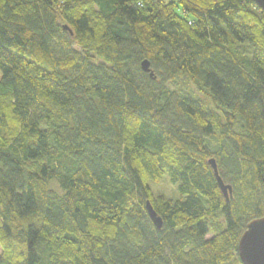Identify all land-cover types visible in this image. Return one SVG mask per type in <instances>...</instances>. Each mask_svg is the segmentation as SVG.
Here are the masks:
<instances>
[{
	"label": "trees",
	"instance_id": "16d2710c",
	"mask_svg": "<svg viewBox=\"0 0 264 264\" xmlns=\"http://www.w3.org/2000/svg\"><path fill=\"white\" fill-rule=\"evenodd\" d=\"M165 177L177 198L151 189ZM258 218L250 0H0V264H240Z\"/></svg>",
	"mask_w": 264,
	"mask_h": 264
},
{
	"label": "water",
	"instance_id": "95a60500",
	"mask_svg": "<svg viewBox=\"0 0 264 264\" xmlns=\"http://www.w3.org/2000/svg\"><path fill=\"white\" fill-rule=\"evenodd\" d=\"M257 8L264 12V0H250ZM142 70L148 72V62L141 64ZM209 164L214 172V177L225 200L228 202L232 189L229 185L224 184L218 175L217 167L214 160ZM147 214L156 228H161L162 221L149 203L146 204ZM237 257L240 264H264V218H258L250 221L246 230L239 238L237 244Z\"/></svg>",
	"mask_w": 264,
	"mask_h": 264
},
{
	"label": "rangeland",
	"instance_id": "374dc122",
	"mask_svg": "<svg viewBox=\"0 0 264 264\" xmlns=\"http://www.w3.org/2000/svg\"><path fill=\"white\" fill-rule=\"evenodd\" d=\"M170 88L189 94L194 98H202L196 93L191 84L183 78L176 79L175 82L170 84ZM150 186L153 192L157 195H164L168 199H175L178 197L175 186H173L166 177L161 182H158V184H151Z\"/></svg>",
	"mask_w": 264,
	"mask_h": 264
}]
</instances>
